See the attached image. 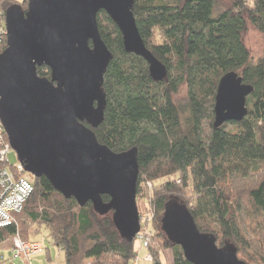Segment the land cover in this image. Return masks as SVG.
I'll list each match as a JSON object with an SVG mask.
<instances>
[{
    "label": "trees",
    "instance_id": "trees-1",
    "mask_svg": "<svg viewBox=\"0 0 264 264\" xmlns=\"http://www.w3.org/2000/svg\"><path fill=\"white\" fill-rule=\"evenodd\" d=\"M134 1L140 35L168 75L155 82L148 63L126 53L119 28L105 12L99 13L101 36L114 58L103 84L105 119L93 131L100 144L116 153L138 150V210L152 216L146 249L153 256L150 264H191L161 229L171 199L183 203L200 231L215 235L219 247L230 243L240 260L264 264V58L253 61L244 42L249 25L264 34V0H232L226 10L217 0ZM27 3L20 4L24 11ZM14 4L19 3L0 0L1 25ZM231 72L253 87L248 115L240 123L215 128L218 86ZM38 74L51 76L47 67L38 68ZM183 88L186 99L178 104L175 98ZM174 176L178 178L158 184ZM147 183L153 188L145 205ZM33 184L34 193L15 223L0 228V248L12 250L17 235L32 242L46 229L66 264L136 262L137 239L121 237L112 213L101 216L92 203L80 206L44 177H33ZM167 249L171 263L163 258Z\"/></svg>",
    "mask_w": 264,
    "mask_h": 264
},
{
    "label": "water",
    "instance_id": "water-1",
    "mask_svg": "<svg viewBox=\"0 0 264 264\" xmlns=\"http://www.w3.org/2000/svg\"><path fill=\"white\" fill-rule=\"evenodd\" d=\"M134 5V0H28L24 11L14 4L5 14L7 48L0 53V117L25 171L48 179L82 207L92 203L99 215L112 213L121 237L130 242L141 229L138 150L116 153L93 130L105 119L103 84L114 58L102 39L99 13L119 28L126 53L148 63L155 82L168 75L140 35ZM41 67L51 76H39ZM252 92L237 73L226 74L215 98V128L242 122ZM161 229L191 264H247L235 246L219 247L215 235L201 232L177 199L166 203Z\"/></svg>",
    "mask_w": 264,
    "mask_h": 264
},
{
    "label": "built area",
    "instance_id": "built-area-1",
    "mask_svg": "<svg viewBox=\"0 0 264 264\" xmlns=\"http://www.w3.org/2000/svg\"><path fill=\"white\" fill-rule=\"evenodd\" d=\"M7 45V29L6 24H0V53ZM7 48V46H6ZM5 127L0 117V228L13 225L15 223V215L22 212L26 203L34 193L33 178L28 177L23 165L19 161L16 166H10L9 154L12 151ZM153 188L151 183H147L144 189L151 191ZM148 196L145 193L143 203L147 205ZM140 214V213H139ZM152 216L148 211L140 214V232L136 236L140 245L146 250L149 246L151 234L150 223ZM14 248L12 249L14 259L22 258L28 260L32 255L42 252V245L38 242H23L19 235L14 239ZM139 254V253H138ZM145 263H152L153 256L146 252L142 259ZM140 258L134 264H139Z\"/></svg>",
    "mask_w": 264,
    "mask_h": 264
},
{
    "label": "rangeland",
    "instance_id": "rangeland-1",
    "mask_svg": "<svg viewBox=\"0 0 264 264\" xmlns=\"http://www.w3.org/2000/svg\"><path fill=\"white\" fill-rule=\"evenodd\" d=\"M19 4H22L25 0H13ZM220 9H229L232 6V0H217ZM255 0H248L249 4H252ZM28 4V3H27ZM244 42L249 49L253 61L257 62L264 58V34L257 31L253 26H248L244 33ZM187 91L183 88L180 94L175 98V101L180 104L186 99ZM10 166H16L19 163L17 153L12 150L9 154ZM28 177L32 179V176L28 174ZM178 178L177 176L162 179L158 182L159 185L172 181ZM149 190L143 188V193L147 194ZM151 192V191H150ZM149 192V193H150ZM144 204V203H143ZM144 212V211H142ZM32 242H38L42 245V252L32 255L28 260L17 258L14 259L12 250L0 248V264H66L65 254L62 250L56 247L49 236L46 229H41L39 235L33 239ZM135 251L138 252L140 262L139 264H147L142 259L146 255V250L141 247L140 242L137 240L135 243ZM163 258L165 262L171 263L173 260L172 251L165 250L163 252ZM94 262V259L87 260V264Z\"/></svg>",
    "mask_w": 264,
    "mask_h": 264
},
{
    "label": "flooded vegetation",
    "instance_id": "flooded-vegetation-1",
    "mask_svg": "<svg viewBox=\"0 0 264 264\" xmlns=\"http://www.w3.org/2000/svg\"><path fill=\"white\" fill-rule=\"evenodd\" d=\"M32 178H33V176H32Z\"/></svg>",
    "mask_w": 264,
    "mask_h": 264
}]
</instances>
